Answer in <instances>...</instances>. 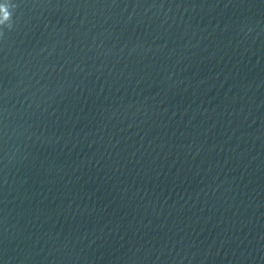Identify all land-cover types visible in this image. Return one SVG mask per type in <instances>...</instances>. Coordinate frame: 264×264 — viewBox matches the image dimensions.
Masks as SVG:
<instances>
[{
    "label": "water",
    "instance_id": "1",
    "mask_svg": "<svg viewBox=\"0 0 264 264\" xmlns=\"http://www.w3.org/2000/svg\"><path fill=\"white\" fill-rule=\"evenodd\" d=\"M0 264H264V0H0Z\"/></svg>",
    "mask_w": 264,
    "mask_h": 264
},
{
    "label": "snow or ice",
    "instance_id": "2",
    "mask_svg": "<svg viewBox=\"0 0 264 264\" xmlns=\"http://www.w3.org/2000/svg\"><path fill=\"white\" fill-rule=\"evenodd\" d=\"M7 15V14H6Z\"/></svg>",
    "mask_w": 264,
    "mask_h": 264
}]
</instances>
